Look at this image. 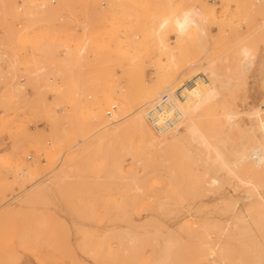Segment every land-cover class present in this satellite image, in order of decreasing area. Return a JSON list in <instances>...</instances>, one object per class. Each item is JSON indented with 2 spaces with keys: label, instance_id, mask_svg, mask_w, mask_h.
Instances as JSON below:
<instances>
[{
  "label": "rangeland",
  "instance_id": "1",
  "mask_svg": "<svg viewBox=\"0 0 264 264\" xmlns=\"http://www.w3.org/2000/svg\"><path fill=\"white\" fill-rule=\"evenodd\" d=\"M200 67L231 76L222 101H206L221 160L94 132L97 110L117 111L108 99L126 109L150 83ZM262 92L264 0H0V264H197L205 236L232 228L237 206L212 199L238 186L221 163ZM206 172L221 174L216 188ZM255 179L238 187L244 206L264 192ZM235 245L227 264L259 263Z\"/></svg>",
  "mask_w": 264,
  "mask_h": 264
},
{
  "label": "bare ground",
  "instance_id": "2",
  "mask_svg": "<svg viewBox=\"0 0 264 264\" xmlns=\"http://www.w3.org/2000/svg\"><path fill=\"white\" fill-rule=\"evenodd\" d=\"M175 78L159 80L155 85L150 83L136 99L125 100L127 102L126 109H123L120 101L108 99L107 105L110 110L111 107L116 106L117 111L111 110L108 112L110 113V117H108L102 108L97 110L98 112L96 111L92 118L94 119V132L100 131L103 138L105 134L115 137L123 136L126 131H130L139 137L144 148H149L156 153L166 151L176 145H182L189 152V156L193 155L196 159L197 157L199 159L200 154H203L202 156L206 160H210V158L221 160L222 151L220 153L218 143L223 141L221 139L222 123L216 119L215 114L207 112L210 105L206 101L210 96H214V102H221L222 97L217 89H229L231 76L224 80L218 72L210 70L208 67H202L181 77L178 81L176 80L177 82ZM261 96L260 104H250L244 110L243 121L247 125V130L239 147L232 151L235 159L231 162L223 159L221 163L225 169L222 172L235 179L238 186H234V184L212 199L215 204L230 197L229 204L226 206H233V208L237 206L234 214L227 218L232 222V228L228 231L226 227L228 223H226L221 228L219 237L205 236L207 238L204 243L208 251L205 257L203 254L199 258L196 256L197 264H227L232 260L235 261L229 258V249L235 244L247 245V248L244 247L245 251L249 248L250 250L247 251L252 252L250 254L254 256V260L256 259L258 264H264V192L255 189L254 193H248V196L251 195V201L245 206L244 204L248 201H246V196L237 192L240 185L254 182L256 181L254 178L264 175V127L260 123L261 110L264 108L260 105H264V92ZM220 113L226 122H232L233 117L235 118V113L230 111L225 110ZM210 163L212 164V162ZM213 163L215 164V162ZM119 167L121 168V165ZM216 173L205 174L208 190L216 188L220 182L221 174L217 175L218 173ZM68 175L71 179L67 178V180L74 181L72 174L68 173ZM166 195L157 198L173 199V202H180L179 196L172 198ZM189 226L181 224L180 229H190L191 226ZM244 238H248L249 241L244 242ZM243 246L240 245V247Z\"/></svg>",
  "mask_w": 264,
  "mask_h": 264
},
{
  "label": "built area",
  "instance_id": "3",
  "mask_svg": "<svg viewBox=\"0 0 264 264\" xmlns=\"http://www.w3.org/2000/svg\"><path fill=\"white\" fill-rule=\"evenodd\" d=\"M260 123H261L262 127H264V108H262V110H261Z\"/></svg>",
  "mask_w": 264,
  "mask_h": 264
}]
</instances>
